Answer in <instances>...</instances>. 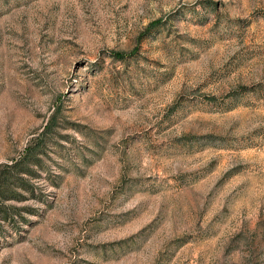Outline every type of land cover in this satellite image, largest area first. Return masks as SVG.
<instances>
[{"label": "rangeland", "instance_id": "rangeland-1", "mask_svg": "<svg viewBox=\"0 0 264 264\" xmlns=\"http://www.w3.org/2000/svg\"><path fill=\"white\" fill-rule=\"evenodd\" d=\"M1 168L0 264H264V0H0Z\"/></svg>", "mask_w": 264, "mask_h": 264}, {"label": "trees", "instance_id": "trees-1", "mask_svg": "<svg viewBox=\"0 0 264 264\" xmlns=\"http://www.w3.org/2000/svg\"><path fill=\"white\" fill-rule=\"evenodd\" d=\"M24 160H19V161H16L14 164H12L11 165V167H16V166H19L20 164H22V162H23ZM21 166V165H20ZM5 167H8V165H6ZM27 170H31V169H29L28 167H25ZM6 169V168H5ZM4 168L2 169L1 168V170H0V177L2 178V176H3V174H5L4 175V177H3V183H4V185L5 184H8L9 183V180H10V176L8 175V174H6L5 173V170ZM9 169V168H8ZM4 194H6V193H4Z\"/></svg>", "mask_w": 264, "mask_h": 264}]
</instances>
